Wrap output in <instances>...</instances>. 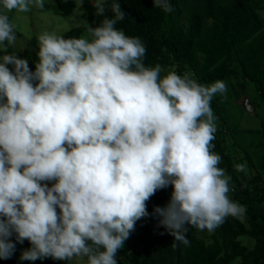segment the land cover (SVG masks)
I'll use <instances>...</instances> for the list:
<instances>
[{
  "label": "clouds",
  "instance_id": "1",
  "mask_svg": "<svg viewBox=\"0 0 264 264\" xmlns=\"http://www.w3.org/2000/svg\"><path fill=\"white\" fill-rule=\"evenodd\" d=\"M43 6L44 0H0V44L15 40L7 13ZM153 6L172 11L169 0ZM94 7L104 19L88 28L90 40L37 37L34 71L14 54L0 57L2 260L27 240L20 261L117 264L136 221L149 216L145 202L169 185L168 203L152 215L182 244L189 243V227L213 231L244 214L228 196L220 155L210 151V101L225 91L224 82L161 76V66L143 63L142 41L115 27L125 18L120 3L95 0Z\"/></svg>",
  "mask_w": 264,
  "mask_h": 264
},
{
  "label": "trees",
  "instance_id": "2",
  "mask_svg": "<svg viewBox=\"0 0 264 264\" xmlns=\"http://www.w3.org/2000/svg\"><path fill=\"white\" fill-rule=\"evenodd\" d=\"M106 2L110 5L112 0ZM117 2L125 18L115 27L142 41L146 67L159 65L161 76L175 72L201 85L231 80L236 85L237 99L251 83L264 104V0H169L171 12L154 7L153 0ZM94 4L95 0H56L62 16L70 15L80 5L81 19L87 22V28L97 27L104 19L96 15ZM105 16H112L110 9ZM82 33L83 29L76 27L60 36L80 38ZM36 43V38H32L22 53L30 71H34L37 58V53H33ZM5 54H14L7 41L2 44L0 57ZM7 67L12 70V65ZM210 107L215 120H222L216 100L210 101ZM225 131L228 130L224 127L216 129L210 151L221 157L218 167L230 177L233 200L245 207L244 220L226 217L215 230H207L208 233L202 230L203 237L201 230L189 227L186 234L189 243L175 241L163 227H158L159 217L152 215L154 207L168 203L172 191L169 185L145 202L149 216L136 221L116 253L117 264H264V156L257 173L243 176L225 151L221 137ZM240 150L245 158L249 156L250 151ZM240 237L252 239L253 248L244 246ZM10 239L15 243V235ZM23 242L31 245L27 240ZM18 244L12 257L0 259V264L14 263ZM42 264L59 263L50 260Z\"/></svg>",
  "mask_w": 264,
  "mask_h": 264
},
{
  "label": "rangeland",
  "instance_id": "3",
  "mask_svg": "<svg viewBox=\"0 0 264 264\" xmlns=\"http://www.w3.org/2000/svg\"><path fill=\"white\" fill-rule=\"evenodd\" d=\"M7 14L9 15L10 22L13 25L15 34V40L10 43V47L17 58L25 59L22 56V53L27 46V43L32 38H36L37 41V37L44 32L55 33L60 36L73 28L80 27L83 29L81 37L86 39L89 38V32L86 26L87 22L81 19L82 8L80 5H77L73 12L68 16H62L59 14L56 6V0H44V6L42 9L31 7L30 11L26 13L13 11ZM1 49L2 44H0V50ZM38 51L39 48L37 41L36 48L33 49V53H38ZM36 63H38V56L35 64ZM223 82L225 84V91L215 94L212 98V100H216L218 106L220 107L222 116V120L214 121L215 127L216 129L224 127L228 130L223 132L221 137L225 141V151L232 157L234 166L243 165L242 175L248 177L253 176L257 173L256 170L263 161L262 157L264 156V146H261V144L264 145V104L260 102L253 84L248 83L243 91V95L240 94V96H242L237 99L235 95L236 91L234 92V87H236L234 82L231 80H225ZM244 98L250 101L255 112L249 113L245 111L242 107ZM240 149L247 152L250 151L249 156L245 158ZM225 175L227 176L226 173ZM54 182L55 181L42 183H47L48 186H51ZM262 182L264 183V174ZM229 188L230 191L228 196L232 201H234L231 193V180H229ZM244 215L245 211L242 216H238L237 218L243 221ZM204 231L208 233L207 230ZM204 231L201 232V237L205 235ZM239 241L248 249H252L254 246V241L248 237H240ZM30 247L31 245H28L25 242L19 243L13 264H42L50 260L56 261L59 264H86V258L79 257H73L69 261L54 260L51 257H47L42 260L38 259L36 261H20L19 257L21 252Z\"/></svg>",
  "mask_w": 264,
  "mask_h": 264
},
{
  "label": "water",
  "instance_id": "4",
  "mask_svg": "<svg viewBox=\"0 0 264 264\" xmlns=\"http://www.w3.org/2000/svg\"><path fill=\"white\" fill-rule=\"evenodd\" d=\"M242 107L245 109L246 112L249 113H253L255 111L253 105L248 99H244Z\"/></svg>",
  "mask_w": 264,
  "mask_h": 264
}]
</instances>
